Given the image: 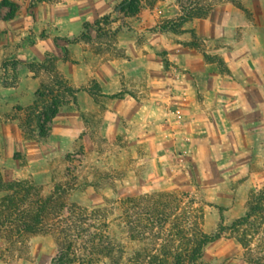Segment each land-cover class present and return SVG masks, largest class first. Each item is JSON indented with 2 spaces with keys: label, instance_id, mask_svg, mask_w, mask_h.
I'll return each instance as SVG.
<instances>
[{
  "label": "rangeland",
  "instance_id": "rangeland-1",
  "mask_svg": "<svg viewBox=\"0 0 264 264\" xmlns=\"http://www.w3.org/2000/svg\"><path fill=\"white\" fill-rule=\"evenodd\" d=\"M31 1L0 0V17L12 19L22 4L33 8L40 3L32 6ZM112 1V9L86 21L79 35L64 38L68 52L53 50L45 59L54 60L64 76V62L76 65L86 51V64L104 66L84 69L87 83L80 87L66 81L80 90L77 98L69 95L60 100V115L48 122L46 140L26 137L20 127L24 109L35 101L42 80L52 73L43 70L34 74L28 66L34 61L29 60V49L37 40L36 32L42 29L32 26L26 14L11 41L7 40L6 26L0 25V180L11 184L0 190V199L29 188L31 195L45 196L60 187L59 193L67 202L64 215L74 206L78 213L103 208L97 222L104 225L110 220L116 241L127 242L126 264H151L156 256L163 258L166 250L175 251L168 232L176 221L190 235L198 228L222 230V237L205 247L207 264H255L254 259L264 256V211L256 215L255 226L245 225L240 230V238L230 225L247 213L246 202L252 191L264 188V152L246 162L249 155L240 154V133L222 130L218 107L205 106L204 92L192 90L190 70L172 56V52L181 53L172 43L196 50L214 69L229 71L220 49L234 44L220 41L224 37L220 30L208 36L196 24L217 19L224 28L223 8L233 5L244 12L245 28L260 37L256 48L262 50L264 0H198L205 10L211 7L209 14L193 18L177 33L164 32L161 25L178 17L192 0H133L125 9L124 0ZM11 3L17 11L9 18ZM105 14H110V21L96 25ZM81 39L86 44L80 45ZM145 42L152 46L144 49L151 53L149 67L140 74H127L126 66L131 64L135 49L144 48ZM155 63L160 64L158 69ZM14 66L18 76L15 83ZM107 69L119 75L118 87L109 85L112 79L108 75L102 79L109 90L99 80L97 72ZM28 71L31 75L27 79ZM76 74L74 70L73 76ZM33 78L40 81L34 97L30 86ZM124 99L128 100L126 105ZM205 111L212 122L204 119ZM223 136L226 148L219 145ZM240 164L255 169L241 171ZM159 192L170 194L166 200L180 203L165 231L158 224L166 212L160 209L151 216ZM146 194L149 197L140 199ZM129 198L140 199L128 203L131 216L127 218L135 224L141 221L136 230L135 224L125 225L123 216V202ZM3 231L1 227L0 264H52L60 256L57 240L47 229L32 236L14 256L5 255L9 243Z\"/></svg>",
  "mask_w": 264,
  "mask_h": 264
},
{
  "label": "trees",
  "instance_id": "trees-1",
  "mask_svg": "<svg viewBox=\"0 0 264 264\" xmlns=\"http://www.w3.org/2000/svg\"><path fill=\"white\" fill-rule=\"evenodd\" d=\"M41 1L32 0L31 4L34 6ZM197 1L192 0L178 17L162 24V30L177 33L193 18L209 14L211 7L205 10L198 5ZM11 4L12 11L8 15L9 18L14 17L17 11V7L15 8V5ZM132 4L133 0L123 1L124 9ZM240 6L246 11L248 10L243 3H240ZM110 18V14H105L99 17L95 24L99 26L103 20L108 22ZM86 37L88 36L86 35ZM28 66L34 74L39 75L43 70L52 73L42 80L35 101L24 109V114L20 117V127L24 130L26 137L46 140L50 133L48 122L60 115V100L69 95L77 98V91L80 89H75L67 84L65 76L57 68L54 60L33 61ZM13 71L15 83L18 77L16 66L13 67ZM96 84L98 85V81ZM0 184V190L8 189L11 186L4 180H0ZM60 189V187H55L44 196L41 193L31 195L32 189L29 188L16 191V194L19 195L23 193L22 196L12 194L0 199V228H4L3 235L9 243L3 253L14 256L18 251L24 249L25 244L32 236L47 229L52 231L59 245L60 256L55 258L52 264H126L127 242L116 241L118 237L116 235L114 237V233H112L110 220H105L104 225L97 222L104 209H83L78 213L74 206L70 208L68 215H64L67 202L62 196V192L59 193ZM149 195L146 194L140 199L149 197ZM167 195L170 194L157 193L155 196L160 197L151 207H155L154 214L151 213L152 217H155L156 213H160V209L166 212V217L164 216L160 220L161 224H158L162 231L167 230L168 225L171 224L172 215H176L180 207V203L174 202L175 200H166ZM137 199L129 198L123 202L125 209L123 216L127 227L135 224V221L128 219L131 216V207L128 203ZM246 207L247 213L230 225L238 233L239 238L240 230L245 225L255 226L258 221L256 215L264 211V188L252 191L246 202ZM262 218L264 219V216ZM140 223L141 221L137 220L136 224L140 226ZM136 224L133 226L135 230L137 229ZM104 226L106 228L102 230L101 228ZM180 226L176 221L168 232L176 250H166L163 258L156 256L151 264H207L205 262V247L220 239L223 235L222 230L208 232L198 228L190 235V232L188 233ZM222 227L225 226L222 225ZM157 237L160 239L162 236L157 235ZM245 244L248 245L247 242ZM2 258L7 261L5 256ZM253 262L264 264V256H259Z\"/></svg>",
  "mask_w": 264,
  "mask_h": 264
},
{
  "label": "crops",
  "instance_id": "crops-1",
  "mask_svg": "<svg viewBox=\"0 0 264 264\" xmlns=\"http://www.w3.org/2000/svg\"><path fill=\"white\" fill-rule=\"evenodd\" d=\"M113 4L112 0H105V2L103 0H44L33 8L22 4L14 18L5 20L0 17V25L6 26L7 40L13 41L16 30L21 29L22 20H25L27 17L25 15L28 14L32 26L36 27L38 31L42 29V32H36L37 40L32 43L29 49L31 54L29 60L43 61L53 50L57 53L62 50H65V53L68 52L70 48L63 44L64 38L79 35L86 21L94 20L101 11L111 10ZM221 16L223 17L221 22H225L224 28L216 23L219 22L217 19H207L206 24L197 22L196 26L201 31L208 32V36H213L220 30V35H224L220 41L234 44L233 46L224 45L220 49V53L224 55L228 63L229 71L224 72L221 69L212 68L204 58L197 55L196 50L188 47H183V50L181 45L175 42L172 44H176V48L181 49V53L172 52V56L178 58L182 65L188 66L192 79V90L204 92L205 106L218 107L217 120H220L219 123L224 126L222 130L227 132L237 130L240 133V154L249 155L246 162H251L254 156L264 152V46L262 50L256 48L260 37L254 32L249 34L250 31L245 28L247 21L243 11L227 4L223 8ZM157 34L164 36L161 33ZM82 44H86L83 39L80 40V45ZM143 45L144 48L140 47V50H136L132 46L135 49V55L132 57L131 64L126 66L127 74H140L146 67H149L148 60L151 53L144 49L152 46H149L147 42ZM86 53L88 52L86 51ZM86 53L79 56L80 60L76 65L65 61L61 67L66 81L72 86L80 87L87 83L85 74L82 72L84 69L88 70V67L90 70L92 68L103 69L104 67L95 65V63L86 64ZM155 64L158 69L160 64ZM74 70L77 72L76 76H73ZM30 75L31 72L28 71L26 78L28 79ZM97 75L106 90H109L105 86L106 80H103L106 75L112 79V81L108 80L109 85L111 83L112 86L118 87L119 75L115 70L99 71ZM39 83L38 78H33L30 84L34 88L33 97ZM127 101L124 99L123 103L126 105ZM140 107L142 106L140 105ZM207 117L212 122L209 114L205 111L204 119ZM221 141L219 145L226 148L224 136ZM254 169L255 167H251L250 164L242 166L240 164L241 171ZM240 203L244 204V200Z\"/></svg>",
  "mask_w": 264,
  "mask_h": 264
}]
</instances>
